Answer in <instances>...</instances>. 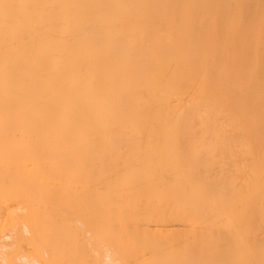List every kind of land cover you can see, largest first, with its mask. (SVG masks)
I'll return each mask as SVG.
<instances>
[{"label":"bare ground","instance_id":"bare-ground-1","mask_svg":"<svg viewBox=\"0 0 264 264\" xmlns=\"http://www.w3.org/2000/svg\"><path fill=\"white\" fill-rule=\"evenodd\" d=\"M0 264H264V0H0Z\"/></svg>","mask_w":264,"mask_h":264}]
</instances>
